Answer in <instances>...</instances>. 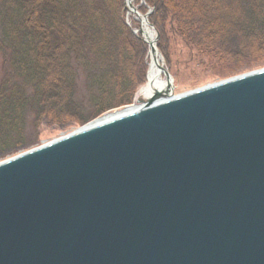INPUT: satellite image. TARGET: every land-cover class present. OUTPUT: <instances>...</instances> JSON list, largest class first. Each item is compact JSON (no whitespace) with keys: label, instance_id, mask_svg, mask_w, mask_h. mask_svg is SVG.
I'll use <instances>...</instances> for the list:
<instances>
[{"label":"water","instance_id":"water-1","mask_svg":"<svg viewBox=\"0 0 264 264\" xmlns=\"http://www.w3.org/2000/svg\"><path fill=\"white\" fill-rule=\"evenodd\" d=\"M163 95L0 163V264H264V69Z\"/></svg>","mask_w":264,"mask_h":264},{"label":"trees","instance_id":"trees-1","mask_svg":"<svg viewBox=\"0 0 264 264\" xmlns=\"http://www.w3.org/2000/svg\"><path fill=\"white\" fill-rule=\"evenodd\" d=\"M144 3L153 10L148 22L159 33V48L167 19L190 44L224 50V58L245 34L264 35V0ZM136 9L147 14L143 4ZM126 14L125 0H0V52L11 67L0 84V148L10 135L21 141L24 109L37 118L68 111L57 100L64 98L58 93L71 87L78 70L97 92L91 98L97 109L90 118L79 120L81 125L132 104L139 82L146 80L142 56L148 48L127 26ZM133 24L140 28L139 22ZM222 45L231 48L222 50ZM116 81L117 89L112 90Z\"/></svg>","mask_w":264,"mask_h":264},{"label":"rangeland","instance_id":"rangeland-1","mask_svg":"<svg viewBox=\"0 0 264 264\" xmlns=\"http://www.w3.org/2000/svg\"><path fill=\"white\" fill-rule=\"evenodd\" d=\"M136 4L139 6L143 4V7L146 8L145 13L147 14L145 15H147L148 19V15L153 11L152 8L146 5L144 0H133V9L137 8ZM137 13H139L138 10ZM145 15L139 13V20ZM128 16L126 14V24L128 27H132L133 32L136 33L135 31H137V29H135L133 22L138 19V15L128 13ZM127 17L129 18L128 23ZM149 25L158 35L156 41L157 50L163 58L165 69L170 74L175 95L185 94L208 85L264 69V46L261 47L264 43V35L261 37L257 35L256 38H253L252 34H245V36L239 40L237 49L231 48L228 45H222V50L226 47L233 49V54L232 51L229 50L228 56L224 58L226 53L224 50L222 52H217L213 49L205 47L198 48L190 44L183 36L179 35L169 19H167L166 23H163V36L159 48L157 45L159 33L150 23ZM139 26V29H141V23H139ZM227 38L230 39V36H227ZM219 39L220 37L216 40L219 41ZM142 63L144 67L146 66L147 76V65L149 63L148 53L146 56H142ZM10 73L11 67L9 63L4 60V56L0 52V84ZM137 73L139 74V71H137ZM117 81L113 82L112 90L117 89ZM142 85L141 80L133 96L132 104L135 103L137 92ZM23 91L27 94V88H25V86ZM58 94L63 95L64 98L63 100L57 98V100L63 103L65 110L67 109L68 111L64 112L61 110L63 115L59 117L58 112L55 111L53 114L37 118L36 115L29 112V109H27V111L24 109L22 111L24 116L23 137L21 141H15L16 138L14 135H10L8 139L4 140L6 143L4 146L5 148H0V162L48 144L82 128L87 123L105 114L132 105L126 104L117 109L107 111L101 116L81 125L78 121L90 118L97 109L91 106V98L94 97L97 92L95 88L90 85V81L83 75L82 71L78 70L71 87L65 91H60ZM58 97H60V95H58ZM138 103H140V101H138Z\"/></svg>","mask_w":264,"mask_h":264},{"label":"bare ground","instance_id":"bare-ground-1","mask_svg":"<svg viewBox=\"0 0 264 264\" xmlns=\"http://www.w3.org/2000/svg\"><path fill=\"white\" fill-rule=\"evenodd\" d=\"M132 2H133V0H126L127 16H128V13L134 14ZM128 17H127V23L129 21V18H130V17L129 18ZM135 21L141 23V18L139 20V17H138V19ZM135 32H136L135 34H140L143 42L147 44V48H148L147 53H148V58H149V63L147 65L148 66V72H147L148 80L145 81V83H143L141 88L138 90L135 103L130 105V106H126L125 108H122L121 110L105 114V115L87 123V125L83 126V129H79L77 131L75 130V131L69 133L68 135L73 134V133L78 132V131L90 129L92 127L101 126V125L106 124L108 122L114 121L116 119L125 117L126 115H130L134 112H137L140 108L138 101H140V103H141V102H147L149 100L156 98V100H155L156 103H160L163 100L167 99L165 97V95H163V94H164L165 90L168 89V87L173 86V82L171 80L169 82L165 76L164 70H166V69L164 67L163 58H162L161 54L159 53V51L157 50L155 32L149 27V25L146 22H142L141 23V29H137V31H135ZM149 45H150V47H149ZM151 45H153V46H151ZM171 90H172V88H171ZM66 136L67 135H65L59 139H62ZM45 145H47V144H45Z\"/></svg>","mask_w":264,"mask_h":264}]
</instances>
